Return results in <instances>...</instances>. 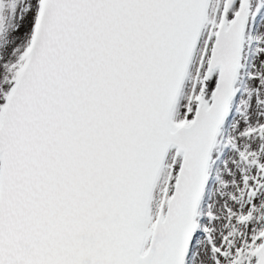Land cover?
Wrapping results in <instances>:
<instances>
[{
  "label": "snow or ice",
  "instance_id": "6c2138e0",
  "mask_svg": "<svg viewBox=\"0 0 264 264\" xmlns=\"http://www.w3.org/2000/svg\"><path fill=\"white\" fill-rule=\"evenodd\" d=\"M0 264H264V0H0Z\"/></svg>",
  "mask_w": 264,
  "mask_h": 264
}]
</instances>
